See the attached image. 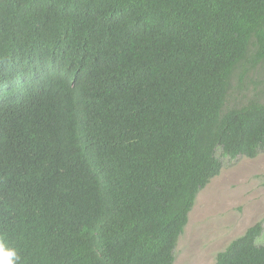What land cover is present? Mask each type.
<instances>
[{
    "label": "trees",
    "instance_id": "obj_1",
    "mask_svg": "<svg viewBox=\"0 0 264 264\" xmlns=\"http://www.w3.org/2000/svg\"><path fill=\"white\" fill-rule=\"evenodd\" d=\"M218 150L264 155V0H0V239L20 264H174ZM262 231L214 264H264Z\"/></svg>",
    "mask_w": 264,
    "mask_h": 264
},
{
    "label": "rangeland",
    "instance_id": "obj_2",
    "mask_svg": "<svg viewBox=\"0 0 264 264\" xmlns=\"http://www.w3.org/2000/svg\"><path fill=\"white\" fill-rule=\"evenodd\" d=\"M217 157L223 168L197 195L174 264H214L219 252L259 222L256 245L264 246V155L230 160L218 150Z\"/></svg>",
    "mask_w": 264,
    "mask_h": 264
},
{
    "label": "clouds",
    "instance_id": "obj_3",
    "mask_svg": "<svg viewBox=\"0 0 264 264\" xmlns=\"http://www.w3.org/2000/svg\"><path fill=\"white\" fill-rule=\"evenodd\" d=\"M20 254L15 247L0 239V264H20Z\"/></svg>",
    "mask_w": 264,
    "mask_h": 264
}]
</instances>
